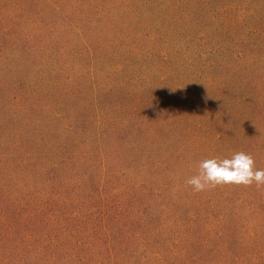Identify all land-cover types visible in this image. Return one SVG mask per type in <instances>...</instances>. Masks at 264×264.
Here are the masks:
<instances>
[{"label": "rangeland", "instance_id": "obj_1", "mask_svg": "<svg viewBox=\"0 0 264 264\" xmlns=\"http://www.w3.org/2000/svg\"><path fill=\"white\" fill-rule=\"evenodd\" d=\"M127 1L0 0V264H264V186L185 184L264 169V46Z\"/></svg>", "mask_w": 264, "mask_h": 264}, {"label": "clouds", "instance_id": "obj_2", "mask_svg": "<svg viewBox=\"0 0 264 264\" xmlns=\"http://www.w3.org/2000/svg\"><path fill=\"white\" fill-rule=\"evenodd\" d=\"M185 184L196 193L225 185L248 187L255 184L260 188L264 186V169H257L254 158L240 151L231 158L201 160L197 173L187 178Z\"/></svg>", "mask_w": 264, "mask_h": 264}, {"label": "trees", "instance_id": "obj_3", "mask_svg": "<svg viewBox=\"0 0 264 264\" xmlns=\"http://www.w3.org/2000/svg\"><path fill=\"white\" fill-rule=\"evenodd\" d=\"M124 7L128 6L127 0H121ZM192 2L201 7H206L211 17L219 15L220 7L222 8V20L229 25H235L244 29L245 35L242 40L248 42L250 54L259 53L264 46V0H192ZM206 3V5H204ZM121 7L123 5L121 4ZM249 37H255L248 39ZM238 59L245 58L246 51L242 53L233 52Z\"/></svg>", "mask_w": 264, "mask_h": 264}]
</instances>
